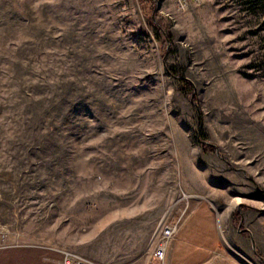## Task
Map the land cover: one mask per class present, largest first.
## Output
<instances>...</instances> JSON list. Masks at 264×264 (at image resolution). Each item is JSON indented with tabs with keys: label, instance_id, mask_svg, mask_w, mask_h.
Here are the masks:
<instances>
[{
	"label": "rangeland",
	"instance_id": "374dc122",
	"mask_svg": "<svg viewBox=\"0 0 264 264\" xmlns=\"http://www.w3.org/2000/svg\"><path fill=\"white\" fill-rule=\"evenodd\" d=\"M205 204L264 264V0H0V264H151Z\"/></svg>",
	"mask_w": 264,
	"mask_h": 264
},
{
	"label": "crops",
	"instance_id": "0c3cea01",
	"mask_svg": "<svg viewBox=\"0 0 264 264\" xmlns=\"http://www.w3.org/2000/svg\"><path fill=\"white\" fill-rule=\"evenodd\" d=\"M167 251V264H205L219 246L217 223L206 206H192Z\"/></svg>",
	"mask_w": 264,
	"mask_h": 264
},
{
	"label": "built area",
	"instance_id": "2783aa9c",
	"mask_svg": "<svg viewBox=\"0 0 264 264\" xmlns=\"http://www.w3.org/2000/svg\"><path fill=\"white\" fill-rule=\"evenodd\" d=\"M176 231L175 221L170 219L168 224H166L161 230L156 232L153 238V247L151 251V264H163L166 256V249L169 240L173 237L174 232ZM66 264H69L67 262ZM78 264H83L79 262Z\"/></svg>",
	"mask_w": 264,
	"mask_h": 264
},
{
	"label": "trees",
	"instance_id": "16d2710c",
	"mask_svg": "<svg viewBox=\"0 0 264 264\" xmlns=\"http://www.w3.org/2000/svg\"><path fill=\"white\" fill-rule=\"evenodd\" d=\"M174 72V71H173ZM182 79V78H181ZM183 80V79H182ZM186 82V81H185ZM186 83H188V82H186ZM189 84V83H188Z\"/></svg>",
	"mask_w": 264,
	"mask_h": 264
}]
</instances>
